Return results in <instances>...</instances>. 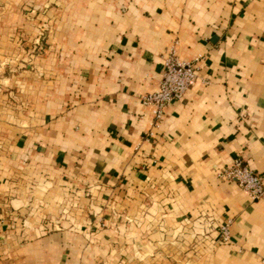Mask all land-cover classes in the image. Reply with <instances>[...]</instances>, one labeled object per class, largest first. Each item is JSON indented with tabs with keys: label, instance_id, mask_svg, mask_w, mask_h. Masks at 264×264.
Returning a JSON list of instances; mask_svg holds the SVG:
<instances>
[{
	"label": "crops",
	"instance_id": "0c3cea01",
	"mask_svg": "<svg viewBox=\"0 0 264 264\" xmlns=\"http://www.w3.org/2000/svg\"><path fill=\"white\" fill-rule=\"evenodd\" d=\"M38 1L45 50L0 94V264H264V201L218 176L264 173V0ZM172 49L196 82L152 124Z\"/></svg>",
	"mask_w": 264,
	"mask_h": 264
},
{
	"label": "built area",
	"instance_id": "2783aa9c",
	"mask_svg": "<svg viewBox=\"0 0 264 264\" xmlns=\"http://www.w3.org/2000/svg\"><path fill=\"white\" fill-rule=\"evenodd\" d=\"M199 58L187 61L182 60L172 49L165 59V70L159 88L141 96L144 105L152 107V124L160 121L167 106L181 99L188 89L196 82ZM218 176L222 180L236 183L252 200L264 201V173L252 169L244 159L237 157L223 168ZM231 220L220 227V236L223 241L231 239Z\"/></svg>",
	"mask_w": 264,
	"mask_h": 264
},
{
	"label": "rangeland",
	"instance_id": "374dc122",
	"mask_svg": "<svg viewBox=\"0 0 264 264\" xmlns=\"http://www.w3.org/2000/svg\"><path fill=\"white\" fill-rule=\"evenodd\" d=\"M2 6L5 8L2 10L3 12L0 10V15L2 14L3 17L0 18V26L2 34H5L7 38L6 41L0 42L1 51L9 48L8 32L11 33V31L16 32V36L19 37L16 39L17 45L15 47L24 51L17 59L8 54H5L6 57H0V94L7 92L4 86L7 87L8 85L5 84V80L9 75L16 74L18 77L24 78L25 70L32 69L36 56L45 50L46 39L51 32V26L43 25V23H48L52 19V14L47 13L49 5L45 2L40 3L38 0H9V6L4 4ZM2 6L0 5V9L3 8ZM29 26L38 28L42 32L40 41L37 42L38 47L34 51H30L31 42H28L25 37L24 29ZM36 31L39 32V30ZM17 54L19 55V53Z\"/></svg>",
	"mask_w": 264,
	"mask_h": 264
}]
</instances>
